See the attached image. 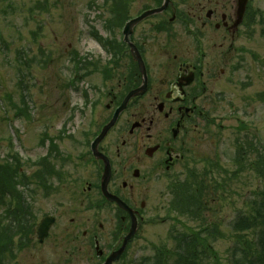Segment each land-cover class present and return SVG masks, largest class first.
Returning <instances> with one entry per match:
<instances>
[{"label": "rangeland", "instance_id": "1", "mask_svg": "<svg viewBox=\"0 0 264 264\" xmlns=\"http://www.w3.org/2000/svg\"><path fill=\"white\" fill-rule=\"evenodd\" d=\"M108 5L109 0H0V164H20L26 186L18 185L19 180L11 184V189L19 198L24 217H36V222L45 215H55L62 217L60 224L67 225L65 216L80 215L85 221L93 216L85 207L82 189L93 182L94 168L81 162L79 157L87 152L89 142L85 135L91 125L90 114L99 119L97 123L105 117L104 107L94 114L83 97L89 88L92 90L88 95L91 94L94 100L98 97L101 76L86 74L81 77H85L84 81H74L76 72L72 57L78 53L89 60L88 63H96L99 69L103 67L100 41L94 34L102 38L108 35L105 31ZM139 6V1L131 5V13H137ZM252 7L258 15L254 26L246 29L237 41L241 53L233 68L240 65V58L242 64L234 75L227 69L214 85L215 108H208L213 126L206 131L202 157L200 150L191 156L193 166L198 170L203 169L198 164L207 157L206 167L213 170L214 178L224 181L227 187L219 203L209 205L213 212L207 216L208 233H200L201 250L195 254V261L201 257L203 264H216V261L233 264L230 258L236 248L237 230L241 227L240 215L242 212L252 215L259 203L253 198L254 193L264 192V174L259 173V165L250 170L245 162L238 176L231 179L239 170L235 161L237 140H253L259 151L264 152V99L260 98L264 97V0H253ZM179 30L175 23L172 39L184 41ZM118 33L116 30L112 38L118 40ZM210 38L218 44L222 40L221 34L211 33ZM153 39L169 38L154 34ZM76 87L80 90L76 91ZM123 127L122 124L119 129ZM116 135L117 131L112 134ZM114 140L111 138L110 141ZM254 159V155L249 157L250 161ZM39 160L43 161L41 165L37 164ZM49 162L55 173L46 174L45 181L34 178L41 175L46 168L44 165ZM218 169L221 171L217 172ZM157 180L152 185L158 184ZM41 184H51L46 193L39 188ZM164 187L163 181L150 190L141 191L137 207L140 208L143 201L146 203V219L128 252L127 264L154 258L155 249L163 245L174 252L169 257V264H180L177 252L185 257V248L177 249L169 239L171 234L191 236L189 229H199L200 223L168 213L172 197ZM8 200L4 199L5 202ZM1 201L0 214H4ZM246 218L252 223L255 220L254 216ZM243 223L241 229L248 233L256 231L246 230L247 224ZM88 226L89 223L81 224V231L76 226L75 232L81 233ZM110 226L113 228L114 223ZM64 227L59 225L56 231ZM4 241L2 247L6 248L8 241Z\"/></svg>", "mask_w": 264, "mask_h": 264}, {"label": "flooded vegetation", "instance_id": "2", "mask_svg": "<svg viewBox=\"0 0 264 264\" xmlns=\"http://www.w3.org/2000/svg\"><path fill=\"white\" fill-rule=\"evenodd\" d=\"M137 1L140 10L132 14L131 5ZM164 3L165 0H109L105 30L108 35L104 43H98L103 67L99 69L92 63L86 72L81 63L84 57L78 56L74 61L76 80L84 81L85 77H81L86 74L101 76V92L95 100L88 95L86 106L94 114L104 107L105 117L97 123L99 119L90 114L91 125L85 135L89 142L87 152L79 157L81 162L94 168L93 182L82 189L85 207L93 216L86 221L80 215L65 216L67 225L60 224L62 217L55 215H45L38 222L36 217H26L35 225L29 222L26 233L19 237L13 234L7 248H0V255H4L1 264H106L109 257L122 248L132 218L104 196L103 188L127 205L143 224L147 205L143 201L140 208L137 207L141 191L150 190L163 181L164 188H170L194 167L192 154L200 150L202 155L206 131L213 126L208 108L216 104L212 95L214 85L227 69L230 75L237 73L233 64L241 52L236 44L248 28L253 0L247 5L243 20L239 13L240 0L193 3L170 0L163 13L145 18L128 33L129 23L161 8ZM175 23L184 41L172 39ZM116 30L118 40L112 38ZM211 33L221 34L220 44L210 38ZM154 34L168 35L169 39L159 41L153 39ZM132 47L144 63L143 70L134 58ZM139 90L143 92L125 103L131 93ZM83 97L85 99V95ZM123 106L116 124L98 145L96 157L92 148L94 141ZM122 124L124 127L119 129ZM115 131L117 135L112 136ZM111 138L115 140L111 142ZM44 166L52 167L50 162ZM155 179L158 184L152 185ZM50 186L41 184L39 188L46 193ZM47 218L53 223L40 240L36 228ZM88 223L87 229L75 232L76 226L81 231L80 225ZM59 225L65 227L56 231ZM138 237L139 233L113 264H127L128 252Z\"/></svg>", "mask_w": 264, "mask_h": 264}, {"label": "trees", "instance_id": "3", "mask_svg": "<svg viewBox=\"0 0 264 264\" xmlns=\"http://www.w3.org/2000/svg\"><path fill=\"white\" fill-rule=\"evenodd\" d=\"M237 149L238 156L235 161L239 165V170L231 176V179H235L238 176L245 162L248 163L250 170L255 169L259 165V173L261 175L264 174V152L259 151L253 140H239ZM251 155L255 156L256 159L254 161L249 160ZM20 167V164L15 165L11 162L0 164V185L8 186L19 182V180L22 183L24 179L21 177ZM209 169L204 174L191 175L189 181L178 186L173 192V211L181 217H187L189 220L200 223L198 230H188L191 232V236L182 235L175 238L178 243L177 249L183 246L186 252L185 257L183 255L179 256L177 252L180 264H203L202 260H200L201 257L199 261H195L196 255L201 250L202 237L200 233H208L207 214L212 213L209 205L211 202L220 201L227 188L225 182H219L217 178H214L213 170ZM218 171L221 170L218 169ZM253 198H257L256 202H259L257 207H255L256 205L253 206L255 208L252 211V215H246V212H242L239 222H241V227L245 225L243 221L247 224L246 230L254 229L256 231L248 233L241 227L238 228V235L235 239L236 248L230 258L233 264H264V192L259 195L254 193ZM249 208L250 206L247 207V210ZM249 216H254L255 220L253 223L246 218ZM23 224H25L23 221H19L15 226L18 225L20 228ZM258 229L260 231H257ZM23 230L26 231L27 229L23 228ZM206 252L209 253L208 247H206ZM173 253L167 246L159 247L156 249L157 257L155 259H147L143 264H169V257ZM216 264H220V262L216 261Z\"/></svg>", "mask_w": 264, "mask_h": 264}, {"label": "water", "instance_id": "4", "mask_svg": "<svg viewBox=\"0 0 264 264\" xmlns=\"http://www.w3.org/2000/svg\"><path fill=\"white\" fill-rule=\"evenodd\" d=\"M249 0H240V12H241V15L243 16L244 14V11H245V7H246V4L248 3ZM168 2L169 0H166V3L164 5V7H162L161 9L159 10H156V11H152V12H149L147 14H145L144 16L140 17L139 19H136L134 21H132L129 25H128V33L131 31L132 27L136 24H138L139 22H141L144 18L150 16V15H153V14H157V13H161L163 12L167 6H168ZM134 57L136 60H138V58L140 57L139 54L137 53H134ZM139 94H140V91H139ZM135 95V94H134ZM134 95H131L128 97L127 100H129L132 96ZM122 111V109L117 113L115 119L103 130L102 134L100 135V137L96 140L95 142V145L94 147H97V145L105 138V136L108 134L109 130L114 126L116 120H117V117L118 115L120 114V112ZM109 198L111 200H115L118 202V204L127 209L126 206H124L118 199L114 198V197H111L109 196ZM129 211V209H127ZM131 213V211H129ZM53 221L51 219H47L45 220L41 225H39L37 227V232L40 234V238L42 239L49 231L51 225H52ZM136 231H137V225H136V219L134 218V225H133V228L129 234V236L127 237L126 241H125V244L123 246V248L117 253L115 254L114 256L111 257L110 259V263L112 264V262H114L115 260H117L119 258V256L121 255V253L124 251L127 243L129 240H131L133 238V236L136 234Z\"/></svg>", "mask_w": 264, "mask_h": 264}]
</instances>
